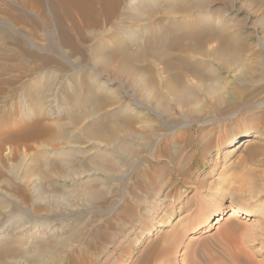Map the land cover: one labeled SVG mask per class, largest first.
Wrapping results in <instances>:
<instances>
[{
    "label": "rangeland",
    "instance_id": "374dc122",
    "mask_svg": "<svg viewBox=\"0 0 264 264\" xmlns=\"http://www.w3.org/2000/svg\"><path fill=\"white\" fill-rule=\"evenodd\" d=\"M226 4L225 18L239 39L237 55L252 69L224 68L210 53L173 50L175 56L187 52L186 60L195 61L199 68L207 65L206 84L214 86L209 91L194 73L186 71L184 62L174 57L173 64H167L174 69L157 70L166 64L148 56L145 61L156 69L148 73L161 80L158 89L165 93L167 79L180 74L200 96L189 105L171 96L169 111L154 113L147 100L150 89L143 88L129 71L118 72V60L111 62L109 70H100L95 61L77 60L60 45L51 6L44 4L52 20L47 25L40 12L23 7L22 0H0V136L16 129L24 117L29 123L35 119L24 115L21 103L40 72L57 76L50 78L61 84L76 76L81 91L84 86L82 95L94 75L105 81L102 88L114 89L120 104L135 108L127 115L135 122L127 136L130 150L125 161L114 171H92L91 176L82 168L85 160L109 153L113 144L87 142L82 136L84 141L76 144L79 153L71 156L70 164H62L53 160L59 154L46 155L39 141L16 146L0 137V242L13 252L4 264H264V0H227ZM154 15V20L163 16ZM147 24L127 22L140 31ZM101 26L104 38L118 27L105 22ZM216 40L204 41L202 46L211 51ZM98 41L93 37L84 48ZM28 102L34 105L35 100ZM114 104L101 112L111 111ZM51 125L57 126L56 122ZM83 125L77 126L76 134ZM251 136L255 143L244 148ZM235 138L237 145H231ZM56 142L67 144L68 149L66 140ZM251 149L254 152L248 153ZM35 150L44 153L40 161L30 154ZM44 155L51 161H44ZM31 164L36 173L49 174H45L48 181L40 174L23 178ZM17 185L26 189V200L16 194ZM89 190L99 194L88 197ZM233 205L242 206L244 214L230 216ZM248 212L253 214L251 220L245 217ZM219 213L224 219L208 227V221ZM173 232L179 234L174 248L164 242Z\"/></svg>",
    "mask_w": 264,
    "mask_h": 264
},
{
    "label": "bare ground",
    "instance_id": "6f19581e",
    "mask_svg": "<svg viewBox=\"0 0 264 264\" xmlns=\"http://www.w3.org/2000/svg\"><path fill=\"white\" fill-rule=\"evenodd\" d=\"M223 1L224 5H222ZM226 2L227 0H22V6L25 7L26 5H29L30 7L36 8L41 14L43 23L47 25L52 20L50 15H48V12L46 10L44 11V4H48V6H51L52 10L54 11L53 16L55 17V26H57L56 32L60 41V45L62 47L68 48L69 52H71L73 55H76L74 57L77 60L82 58L85 60L87 59L90 61H95L96 67L100 70H109L111 68V62L113 60H118V62H116V68L118 72L126 70L129 71L130 74L136 76L137 80L140 82V85L143 88L148 90L150 89L149 91L151 93V96L149 94L150 98L149 96H147V100L149 99L152 104V112L158 113L159 109L164 112L169 111L168 98L171 96V99H175L177 102L183 103L184 105H189L193 100H196L197 96L199 95L197 94L198 92H196V90L191 87V85H188L189 83L185 81V79L187 78L184 79L180 74H174V81L171 79H167V81L165 82L167 91L165 93L161 91V88L158 89V83L161 80L158 79L159 77L156 78V75L148 73L147 70H156L155 66L150 63L151 61H145L146 57L148 56L154 57L156 58V60H160V62L164 65L166 64V66L164 67L159 63L162 67L156 65L157 70H170L173 65L169 68L167 64H173V60L175 58L178 59L176 61H179L180 63L184 62L186 71H191L192 73H194V75L197 76L199 80H202L204 82V84L206 85L205 89L209 91H212L214 89V86H212L211 84H206L209 76L206 75V72L204 70H209L207 68V65L205 66V68L201 67V69L198 66L199 64L194 63L195 61L189 62L190 60H186L188 56L185 58V53L187 52H181L180 55L175 56V54H173L172 52L173 50H190L192 52L200 53L203 55L206 53L207 55H209L208 53H210L217 61L221 63L222 67L224 68L232 70H236L238 68L247 70L249 69L247 67V64H245L243 61L245 59L242 60L241 56L238 57L237 55L239 54V51L237 50L239 39L235 32L231 31L232 28L228 25V21L225 18V11H227ZM156 12H160V14L162 13L163 16L154 20L153 17L156 16L154 15ZM179 16H181L180 19ZM10 17L15 18V14H12V16L10 14ZM140 21H145L146 23H148L147 25L143 26V30L141 29V31L140 29H136L135 26L127 25V22L137 23ZM103 22H105V24L111 23L113 24V26L114 24L118 25V27L116 29L114 28V31L107 38H104V35L106 33H101L100 31L102 29H99V27L103 25ZM137 27L140 28V25ZM100 28L103 27L101 26ZM103 32H105L104 29ZM93 37H98L99 41L94 45H86V47L89 49L88 51V49L86 50V48H84L85 43L89 42ZM211 39H213V41L216 39L218 40L217 46L211 51L205 50L208 48L202 46L204 45V41L209 42V40ZM50 40L52 39L50 38ZM182 41H184V43ZM20 42L23 45L24 43H26V41L24 42L23 40H21ZM62 51L64 53L66 52V50L63 48ZM152 62L154 63V61ZM155 62L158 63L159 61ZM112 69H114V67ZM251 69L252 68H250L249 70ZM37 76L38 79L36 78L37 80L33 88L29 87L30 91H27L26 95H22V98L24 97V100L21 98V100H23L21 103V109L24 115L28 118L29 116L33 115L35 116V119L33 118L34 120L32 119V122L29 123L25 121L27 119H25L24 117L23 122H18L16 125V129L14 128V130H11L12 132L7 131L8 134L5 132L6 135H4L5 133L3 132L4 134H2V142L9 141L16 146H20L21 144H26L30 140H36L41 142V146L46 147L44 151L46 155L47 153L53 154L52 152H55V156L59 154V159H55L54 155H52L54 158L53 160H55L56 162H58L59 160L60 163L63 162L65 164H68L70 161H72L71 156L76 155L74 153L79 151L76 150V144L84 141L81 140L82 136L84 139H87V142H92V140H102L106 141L109 145L113 144V147H111L109 153H101L100 156L94 157L92 155V157H88L89 159L85 160L87 161V164L82 165V168L85 170V172H87L86 174L88 176H91L92 171L100 172L106 171L108 169L112 171L116 170V168H118L120 164L125 161V155L130 150V144L128 143L127 136L131 135V129L133 128L132 124L135 121L133 120L131 115H127L132 114L131 112H133L135 108L131 107L130 105L120 104V96L114 95L115 93H112L114 89L112 90L109 87L102 88V86H105V81H101L98 78L96 79L94 75H92L94 78L92 85H86L88 87L85 86L86 89L88 88V91L83 95L81 92L83 91L84 86H82L81 91V84L78 81V78H75L76 76L73 77V81L70 80L72 77H69L70 79L68 78L67 83L65 82V84H61L57 80L58 77L53 74L40 72V74ZM50 77H55L57 79H54L53 81ZM43 79H45V81ZM55 81H58L59 83H56ZM81 81L83 80L81 79ZM30 88H32V90ZM30 98L32 100H35L34 105H32L33 103L31 104L28 102V99ZM54 101L57 104L51 106V103ZM114 103L117 105H115ZM111 104H114L111 111L101 112L103 108ZM8 122L4 123L6 127H8ZM53 122H56L57 126H52L51 123ZM83 122H85V125H83L84 127L82 128L81 132H77L79 134H76L75 130L77 126ZM61 140H66L69 143V150L67 149V144H61L58 146V143L56 141L60 142ZM237 142L238 138H235L231 141V145H237ZM245 142L246 146L244 148L252 145L253 142L255 143V139L251 136ZM49 144L51 145L48 146ZM1 146L2 145L0 144V149ZM16 146H14L13 148H16V150H18V147ZM25 147L24 151L27 150L26 145ZM65 149H67L68 151ZM36 151L37 150L30 154L33 155V159L40 161L41 157L43 156L42 154L44 153L42 151ZM253 152L254 150L251 149L248 153ZM27 156L28 153H26V157ZM48 157L49 155L47 156V161H51L52 158L50 157L51 159H49ZM45 158L46 156L44 155V159ZM21 160L19 161L22 162ZM44 161H46V159ZM32 166L34 165L31 164L30 169H25L26 172L24 173L23 178H30L40 174L36 173L34 167ZM67 166L68 165L64 167ZM16 168L19 169L21 167ZM45 174L42 173L38 176L46 179L50 177L49 174H47L49 175V177H47V175ZM42 180L43 179H41V181ZM52 181L53 180L51 178V182ZM16 191V194H20L24 200H26L29 196L23 186L17 187ZM98 194L99 192L95 190H89L87 192L88 197H94ZM7 196L8 195H6V198ZM230 214V216L244 214V208L240 205H233L231 206ZM252 216L253 214L250 212L245 214V217L248 220H251ZM223 219V213H219L215 215L212 220L208 221L207 226L209 227L213 226L214 224L220 223ZM169 234L165 236L164 242L167 243L169 247H171L172 244L175 243V240L178 238L179 234L178 232H173L170 235ZM175 245L177 244L175 243ZM45 251L40 252L39 257H42ZM12 255L13 252L9 247H6V245L3 246V244L0 245V264H4L3 260L10 261Z\"/></svg>",
    "mask_w": 264,
    "mask_h": 264
}]
</instances>
